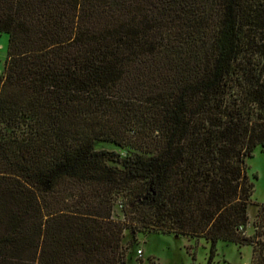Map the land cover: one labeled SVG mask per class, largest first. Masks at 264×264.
I'll use <instances>...</instances> for the list:
<instances>
[{
  "label": "trees",
  "instance_id": "1",
  "mask_svg": "<svg viewBox=\"0 0 264 264\" xmlns=\"http://www.w3.org/2000/svg\"><path fill=\"white\" fill-rule=\"evenodd\" d=\"M0 32V264H124L127 231L264 261V0H0Z\"/></svg>",
  "mask_w": 264,
  "mask_h": 264
},
{
  "label": "rangeland",
  "instance_id": "2",
  "mask_svg": "<svg viewBox=\"0 0 264 264\" xmlns=\"http://www.w3.org/2000/svg\"><path fill=\"white\" fill-rule=\"evenodd\" d=\"M7 46L8 34L0 32V72L6 58ZM95 147L124 152L123 148L109 141H96ZM246 163L248 176L253 183L254 203L249 207V222L245 228V234L253 237L254 245L259 247V241L264 242V234L258 235L259 228L256 226L260 204H264V145L256 146ZM123 245L128 246L126 255L131 254L124 264L136 263L137 248L143 251V264H252V262L256 264L252 261L253 246L251 244L239 245L230 241H218L214 255L209 261V243L203 237L150 232L138 233L136 239L132 240L127 231ZM261 264H264V261Z\"/></svg>",
  "mask_w": 264,
  "mask_h": 264
},
{
  "label": "built area",
  "instance_id": "3",
  "mask_svg": "<svg viewBox=\"0 0 264 264\" xmlns=\"http://www.w3.org/2000/svg\"><path fill=\"white\" fill-rule=\"evenodd\" d=\"M135 264H143V251L141 248H138L136 250L135 254Z\"/></svg>",
  "mask_w": 264,
  "mask_h": 264
}]
</instances>
